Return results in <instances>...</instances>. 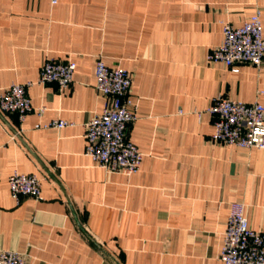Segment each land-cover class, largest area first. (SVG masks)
Here are the masks:
<instances>
[{
  "label": "crops",
  "instance_id": "0c3cea01",
  "mask_svg": "<svg viewBox=\"0 0 264 264\" xmlns=\"http://www.w3.org/2000/svg\"><path fill=\"white\" fill-rule=\"evenodd\" d=\"M254 8L264 38V0H0V94L30 82L33 108L21 121L0 110V250L27 264H223L233 201L264 231V150L209 140L216 96L264 105V60L207 59ZM98 57L131 77V175L84 154L83 124L105 103ZM47 58L75 63L68 88L38 82ZM58 119L69 124L44 127ZM15 170L40 178V198L10 195Z\"/></svg>",
  "mask_w": 264,
  "mask_h": 264
},
{
  "label": "built area",
  "instance_id": "2783aa9c",
  "mask_svg": "<svg viewBox=\"0 0 264 264\" xmlns=\"http://www.w3.org/2000/svg\"><path fill=\"white\" fill-rule=\"evenodd\" d=\"M51 2L54 4L57 0ZM261 13L260 8H254L239 26L224 23L222 40L209 50L208 61L222 62L232 71L240 64L260 66L264 60ZM74 69L72 61L47 58L40 68L38 82L52 83L63 90L72 83ZM94 74V87L105 103L101 112L83 124L84 154L106 172L131 175L139 170L143 153L126 137L128 124L137 117L130 93V74L122 67H109L102 57L95 61ZM29 84L13 83L4 88L0 94V110L15 114L21 121L33 109L26 90ZM43 110L41 107L38 111L41 114ZM208 111L214 115L211 142L264 150V105L259 101L247 103L218 95ZM68 124L58 119L44 127L62 128ZM8 185L15 200L23 196L40 198L41 180L35 174L15 170L8 178ZM219 258L223 264H264V231L249 226L242 202L229 203ZM0 264H27V260L21 252L0 250Z\"/></svg>",
  "mask_w": 264,
  "mask_h": 264
}]
</instances>
